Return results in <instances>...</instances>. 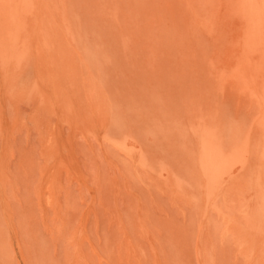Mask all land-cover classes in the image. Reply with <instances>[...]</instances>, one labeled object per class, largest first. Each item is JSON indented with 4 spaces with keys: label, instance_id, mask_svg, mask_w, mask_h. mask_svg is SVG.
I'll return each mask as SVG.
<instances>
[{
    "label": "rangeland",
    "instance_id": "rangeland-1",
    "mask_svg": "<svg viewBox=\"0 0 264 264\" xmlns=\"http://www.w3.org/2000/svg\"><path fill=\"white\" fill-rule=\"evenodd\" d=\"M26 1L0 0V264H264L254 21Z\"/></svg>",
    "mask_w": 264,
    "mask_h": 264
},
{
    "label": "bare ground",
    "instance_id": "bare-ground-1",
    "mask_svg": "<svg viewBox=\"0 0 264 264\" xmlns=\"http://www.w3.org/2000/svg\"><path fill=\"white\" fill-rule=\"evenodd\" d=\"M13 1V0H12ZM24 1V0H23ZM26 1V0H25ZM27 2V1H26ZM13 2H11L12 4ZM228 4V3H227ZM234 4L236 6V8L241 11L240 13H242L243 17H245L247 20H253L254 22L250 24V30L251 33H249L247 35L248 37V41L249 42V46L247 47V54H249V57L253 58V60L255 61L257 66L261 65V61L259 59V57L261 56V48L264 49V23H257V18H259L261 15L264 18V0H234ZM103 5V4H102ZM213 5V4H212ZM220 6V5H219ZM189 7V6H188ZM187 7V8H188ZM212 7V6H211ZM216 7V6H215ZM25 8V7H24ZM218 8V7H217ZM217 8H213V9H217ZM230 8V7H229ZM227 8V9H229ZM186 9V8H185ZM194 9V7H193ZM192 9V10H193ZM212 9V8H211ZM219 9V8H218ZM109 10V9H108ZM222 10V9H221ZM220 10V11H221ZM105 11V10H104ZM187 11V10H186ZM191 11V10H190ZM219 11V10H218ZM109 12V11H108ZM111 12V11H110ZM136 12V11H135ZM192 12V11H191ZM217 12V10H216ZM224 11H222L223 13ZM184 13V11H183ZM182 13V14H183ZM219 13V12H218ZM231 13V12H230ZM233 13V11H232ZM185 14V13H184ZM190 15V14H189ZM206 15V14H205ZM221 15V14H220ZM101 16V15H100ZM127 16V15H125ZM104 17V16H103ZM262 18V19H263ZM103 19V18H101ZM239 19V18H238ZM109 21V20H108ZM263 21V20H261ZM259 22V21H258ZM108 23V22H107ZM100 24V23H99ZM56 25V24H55ZM225 25V24H224ZM223 25V26H224ZM101 28H103L101 25H99ZM48 27V26H47ZM48 29H51L50 26L48 27ZM247 30V29H246ZM49 31V30H48ZM244 39H242L241 41H243ZM244 43V41H243ZM242 44V43H241ZM241 46V45H240ZM244 46V45H242ZM241 46V48H242ZM51 47V45H50ZM132 47V46H131ZM137 46H135L136 49ZM49 49L46 48L45 50ZM51 49V48H50ZM49 49V50H50ZM131 50V49H130ZM48 51V50H47ZM127 52V49H126ZM125 52V53H126ZM124 56V55H122ZM124 60V59H123ZM264 62V61H263ZM128 63V62H127ZM253 65L255 66V64L253 63ZM264 98V97H263ZM264 103V102H263ZM229 109V108H228ZM227 112V111H226ZM231 115V114H230ZM215 121V120H214ZM230 121V120H229ZM235 126V125H234ZM233 126V127H234ZM253 172V170L251 171ZM252 206V205H251ZM18 256V255H17ZM30 256V255H29ZM26 257V256H25ZM42 261V260H41ZM38 262V261H37ZM50 263V262H49ZM173 264V263H172ZM179 264V263H178Z\"/></svg>",
    "mask_w": 264,
    "mask_h": 264
}]
</instances>
